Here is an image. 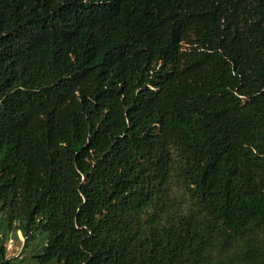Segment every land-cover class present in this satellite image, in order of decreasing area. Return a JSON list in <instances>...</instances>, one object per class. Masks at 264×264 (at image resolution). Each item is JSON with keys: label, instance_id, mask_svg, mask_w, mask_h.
Wrapping results in <instances>:
<instances>
[{"label": "trees", "instance_id": "16d2710c", "mask_svg": "<svg viewBox=\"0 0 264 264\" xmlns=\"http://www.w3.org/2000/svg\"><path fill=\"white\" fill-rule=\"evenodd\" d=\"M0 264H264V0H0Z\"/></svg>", "mask_w": 264, "mask_h": 264}, {"label": "rangeland", "instance_id": "374dc122", "mask_svg": "<svg viewBox=\"0 0 264 264\" xmlns=\"http://www.w3.org/2000/svg\"><path fill=\"white\" fill-rule=\"evenodd\" d=\"M16 236L18 238V240L20 241L19 242V247L22 246V242L24 241L21 233L19 231L16 232ZM6 249L9 250V251H14L15 247L13 246V243H11L10 241L8 242L7 246H6Z\"/></svg>", "mask_w": 264, "mask_h": 264}]
</instances>
